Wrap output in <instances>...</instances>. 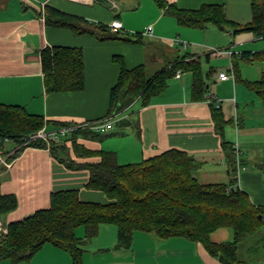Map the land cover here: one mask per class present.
<instances>
[{"label":"crops","instance_id":"obj_1","mask_svg":"<svg viewBox=\"0 0 264 264\" xmlns=\"http://www.w3.org/2000/svg\"><path fill=\"white\" fill-rule=\"evenodd\" d=\"M238 1L167 0L183 9L223 4L227 18L246 23L249 18L244 1ZM46 7L90 23L108 25L117 19L125 33H141L142 43L101 41L88 33L77 35L67 28L47 25ZM147 26L152 30L145 35ZM176 36L189 46L181 49L172 41ZM258 39L263 38L251 32L233 35L214 24L203 29L182 26L153 0H0V103L20 105L31 114L43 116L42 128L46 131L64 124L85 126L113 120V127L98 138L79 135L78 142L89 150L114 152L119 164L138 162L167 149L182 150L199 163L195 176L201 183H229L231 167L214 130L209 106V101H216L225 120L230 121L224 128V138L233 144L236 158L242 163H235L236 185L255 205L264 206V108L243 82L259 79L264 67L240 58L244 51L259 52L262 45L256 42ZM54 45L81 48L85 65L82 90L46 92L40 51ZM211 48L227 49L231 54H212ZM185 54L199 59L204 75L211 72L205 77V100L191 99L192 73L178 70L149 104L142 106L135 101L120 113L108 114L111 89L122 64L128 69L143 64L152 74L167 61ZM232 57L236 58L240 79L220 80L218 72H232ZM120 119L125 120L121 129L114 130ZM18 147L15 141L5 139L0 143V157L13 154ZM70 157L77 162L99 160L97 156ZM9 163V167L0 164V194H14L17 206L1 218L4 225L47 208L50 193L56 190L77 189L82 200H107L101 191L85 186L87 169L67 168L46 147H25ZM77 236H83V229ZM232 236L230 228H220L211 238L221 242ZM116 241V227L102 224L97 235L83 243V264H222L200 242L184 237L161 239L135 231L130 248H117ZM0 264L10 261L2 260ZM18 264L73 261L67 251L46 243L29 261Z\"/></svg>","mask_w":264,"mask_h":264},{"label":"trees","instance_id":"obj_2","mask_svg":"<svg viewBox=\"0 0 264 264\" xmlns=\"http://www.w3.org/2000/svg\"><path fill=\"white\" fill-rule=\"evenodd\" d=\"M178 24L203 29L214 24L232 34L251 32L264 38V0H250L251 19L239 23L227 18L223 4H203L196 9H183L167 0H153ZM45 24L71 30L74 34L88 33L94 38L142 43L141 33L111 32L109 25L90 23L80 17L52 7L45 9ZM188 54L167 61L149 74L143 64L130 69L121 65L111 89L108 114L122 112L131 103L142 106L163 92L178 70L192 73L191 99L205 100L206 79L199 59ZM264 57V52L244 51L240 58L252 61ZM43 81L46 92L79 91L85 85V65L81 48L54 45L40 51ZM121 61L120 59H117ZM231 70L240 79L236 58ZM255 93L264 108V70L259 79L243 81ZM214 130L221 138L222 148L230 164L229 183H201L195 176L199 163L187 152L167 149L138 162L119 164L115 153L89 150L78 136L98 138L100 133L89 126L76 127L62 142L49 143V151L70 169L89 171L86 187L105 194V202L82 200L77 189L52 191L49 206L7 223V233L0 238V261L10 264L29 261L44 244L50 243L69 253L73 264H83V243L96 236L102 224L117 229V248H130L135 231L152 233L161 239L184 237L200 242L207 252L222 264H255L239 257V245L252 236L255 246L251 252L264 248V206L255 205L249 195L236 185V158L233 144L225 140V120L220 105L209 101ZM124 119L117 120L122 125ZM44 125L43 116L31 114L23 106L0 103V143L15 141L19 147L7 156L10 161L28 146L44 148L46 141L34 137ZM65 125V124H64ZM99 157L98 161L77 162L70 157ZM17 206L14 194H0V219ZM83 228V236L77 229ZM220 228H230L231 240L216 242L211 235Z\"/></svg>","mask_w":264,"mask_h":264},{"label":"built area","instance_id":"obj_3","mask_svg":"<svg viewBox=\"0 0 264 264\" xmlns=\"http://www.w3.org/2000/svg\"><path fill=\"white\" fill-rule=\"evenodd\" d=\"M109 28L111 32H118L122 30V24L119 20L114 19L109 24ZM152 30V26H147V28L144 30V34L148 35L150 34ZM172 41L179 45L181 49H186L187 46H189V43H187L184 40H181L178 36L174 37ZM210 53L212 54H231V51H228L227 49H218V48H211ZM218 78L220 80H227L229 78L234 80V75L232 72L227 73L225 71H220L217 74ZM113 120H104V121H93L90 124V128L97 132V133H103L108 129H111L113 127ZM82 126L80 124H68V125H62L59 129L54 131H46L45 129H39L34 137L43 139L47 143L46 149L49 150V143L55 142L60 143L62 142L63 138L67 137L72 131L76 129V127ZM84 126V125H83ZM0 164L4 165L5 167H9L10 163L7 160V157H0ZM7 233V228L3 224V222L0 219V238Z\"/></svg>","mask_w":264,"mask_h":264},{"label":"rangeland","instance_id":"obj_4","mask_svg":"<svg viewBox=\"0 0 264 264\" xmlns=\"http://www.w3.org/2000/svg\"><path fill=\"white\" fill-rule=\"evenodd\" d=\"M242 1H244V5H245V11L246 14L248 15L249 21L251 19V10H250V4L249 1L250 0H239V3H242ZM248 22V21H247ZM256 42L260 43L262 46H260V50H258L259 52L263 53L264 52V38L263 39H258ZM242 60V59H241ZM250 65H253L255 67H264V57L262 58H257L255 60L249 61ZM121 125L115 126L114 130H119L121 129ZM78 229H80L77 233L82 232V227H79ZM255 237L256 236H252L250 238H248L247 240H245L244 242H242L239 245V257L241 259L244 260H248V261H252L255 264H264V251H260V253H254L249 251V249H251L252 247H254L255 244ZM83 247V245H82Z\"/></svg>","mask_w":264,"mask_h":264}]
</instances>
